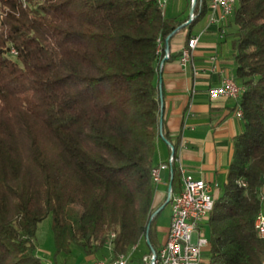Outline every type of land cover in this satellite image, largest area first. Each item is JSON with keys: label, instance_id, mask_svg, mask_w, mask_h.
Returning a JSON list of instances; mask_svg holds the SVG:
<instances>
[{"label": "trees", "instance_id": "1", "mask_svg": "<svg viewBox=\"0 0 264 264\" xmlns=\"http://www.w3.org/2000/svg\"><path fill=\"white\" fill-rule=\"evenodd\" d=\"M208 2L183 23L157 0H0V264H65L36 253L46 215L54 257L77 246L113 259L145 237L156 249L152 169L168 140L157 38L164 49L181 28L189 37ZM222 27L243 129L204 219L203 264H264V0H237Z\"/></svg>", "mask_w": 264, "mask_h": 264}, {"label": "crops", "instance_id": "2", "mask_svg": "<svg viewBox=\"0 0 264 264\" xmlns=\"http://www.w3.org/2000/svg\"><path fill=\"white\" fill-rule=\"evenodd\" d=\"M166 7L165 12L170 14L189 13L186 0H173ZM209 11L208 6L204 19L194 25L189 34H198V39L192 51V60L187 66L182 67L178 59L180 47L188 37L187 27L172 35L165 46L172 57L160 69L159 87L162 126L168 140H158L156 160L158 164L167 161L169 147L172 145L177 155L174 162L177 168L182 167L194 176L211 183L213 193L217 195L231 158L233 136L242 131L243 121L236 113L239 109L238 98L208 94L210 86L219 84L224 76L234 77L235 73L231 43L230 47L225 46V38L219 34L221 22L209 23ZM171 171L169 164L160 170L159 180L154 181L152 206L155 213H159L169 203H166L165 198L171 185ZM181 187L179 175L172 189L179 192ZM169 222L170 203L166 221H157L153 225L156 249L166 239ZM133 245L135 247L129 249L133 250L129 264H142V254L152 249L146 242V237L140 240L137 246ZM109 257V252L95 257L77 251L70 261H63L65 264H89L96 259ZM204 261L202 258L198 264H203Z\"/></svg>", "mask_w": 264, "mask_h": 264}, {"label": "built area", "instance_id": "3", "mask_svg": "<svg viewBox=\"0 0 264 264\" xmlns=\"http://www.w3.org/2000/svg\"><path fill=\"white\" fill-rule=\"evenodd\" d=\"M168 0H165V8ZM196 0H191L190 12ZM233 0H209L208 21L221 22L223 26L230 14ZM165 11V10H164ZM163 11V12H164ZM187 19L183 23H187ZM218 28L220 36L224 28ZM198 34H194L191 40V49L180 47L178 59L182 67L187 66L192 60V51L197 43ZM169 49L164 48L161 52V62L157 65L160 70L166 60L171 56ZM214 59V58H213ZM244 87L234 81L232 76H224L219 84L210 86V96H227L236 98V93H241ZM241 117V110H236ZM177 160L176 154H171L169 147L168 159L154 167L156 170V182L159 180V172L162 168ZM182 187L179 192L173 191L171 185L167 190V199L170 203V222L164 243L158 248L147 251L141 256L142 264H198L202 258V251L208 245L207 237L202 233L206 209H209V200L214 199L211 183L203 178L196 177L192 173L179 168ZM264 192V190H263ZM264 197V196H263ZM264 215V210H263ZM264 230V228H263ZM195 233V238H193ZM133 250L119 253L115 258H101L89 264H129Z\"/></svg>", "mask_w": 264, "mask_h": 264}, {"label": "rangeland", "instance_id": "4", "mask_svg": "<svg viewBox=\"0 0 264 264\" xmlns=\"http://www.w3.org/2000/svg\"><path fill=\"white\" fill-rule=\"evenodd\" d=\"M171 1L173 2V0H168L166 5H169ZM166 8H164V10ZM230 39L231 38L229 36L225 37V41H224L225 46L230 47ZM168 210H169V203L165 205V207L158 213L154 222H157V221L165 222ZM201 231L206 237L208 236L209 229L205 224L202 225ZM193 238H195V233H193ZM34 242H35L36 253L47 262H52L54 259L57 261L63 260V259L70 261L73 255L77 253V251H81L77 246H73V250L70 254H67V255L58 254L54 257L53 253H54L55 246H54L53 234H52V229H51L50 215H46L44 218H42L37 223V228H36L35 236H34Z\"/></svg>", "mask_w": 264, "mask_h": 264}, {"label": "bare ground", "instance_id": "5", "mask_svg": "<svg viewBox=\"0 0 264 264\" xmlns=\"http://www.w3.org/2000/svg\"><path fill=\"white\" fill-rule=\"evenodd\" d=\"M158 2V5L160 6V8L162 9V11H164V8H165V0H157ZM198 2L200 3L201 0H198ZM237 0H233L232 2V7L230 8V13L232 12L233 8H234V5L236 4ZM195 16V13L194 11H191L190 12V18L187 19V22L192 20ZM193 35L189 36L187 39H186V42L184 43V45L182 46L183 49H191V40L192 39ZM157 41H158V44H157V49L158 51H161L162 52V49H161V44H162V41L161 39L158 37L157 38ZM161 62V54H160V57L158 59V65L159 63ZM234 81H236L234 79ZM243 91V90H242ZM241 91V93H242ZM241 93H236V98H239ZM238 110H241L240 107ZM171 154H176L175 152V149L174 147L171 145ZM152 177H153V180L156 181V170H154V168L152 169ZM261 199H263V195L261 196ZM213 204H214V199H210L209 200V209H206V214H205V218L206 216L208 215V213L212 210L213 208ZM254 224H255V227L257 229V233L259 236L261 237H264V215H263V211L262 209L257 213L256 217H255V221H254ZM135 247V245H133L131 247V249H133Z\"/></svg>", "mask_w": 264, "mask_h": 264}, {"label": "water", "instance_id": "6", "mask_svg": "<svg viewBox=\"0 0 264 264\" xmlns=\"http://www.w3.org/2000/svg\"><path fill=\"white\" fill-rule=\"evenodd\" d=\"M167 42H168V40L166 41V45H168ZM159 83H160V80H159ZM161 123H162V118H160V127H161ZM167 201H168V199H167ZM154 213H155V212H154ZM154 213H153V214H154Z\"/></svg>", "mask_w": 264, "mask_h": 264}]
</instances>
